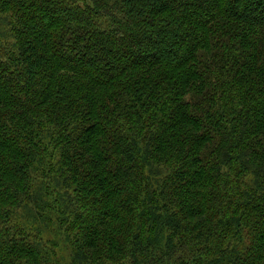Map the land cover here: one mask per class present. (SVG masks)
Returning <instances> with one entry per match:
<instances>
[{"label":"trees","instance_id":"trees-1","mask_svg":"<svg viewBox=\"0 0 264 264\" xmlns=\"http://www.w3.org/2000/svg\"><path fill=\"white\" fill-rule=\"evenodd\" d=\"M0 28V264H264V0H0Z\"/></svg>","mask_w":264,"mask_h":264},{"label":"rangeland","instance_id":"rangeland-1","mask_svg":"<svg viewBox=\"0 0 264 264\" xmlns=\"http://www.w3.org/2000/svg\"><path fill=\"white\" fill-rule=\"evenodd\" d=\"M1 31H2V28H0V33H1ZM2 38V37H1Z\"/></svg>","mask_w":264,"mask_h":264}]
</instances>
